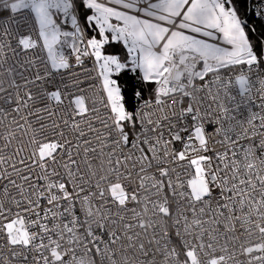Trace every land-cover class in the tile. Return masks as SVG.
<instances>
[{
  "label": "snow or ice",
  "instance_id": "snow-or-ice-1",
  "mask_svg": "<svg viewBox=\"0 0 264 264\" xmlns=\"http://www.w3.org/2000/svg\"><path fill=\"white\" fill-rule=\"evenodd\" d=\"M0 264H264V0H0Z\"/></svg>",
  "mask_w": 264,
  "mask_h": 264
}]
</instances>
